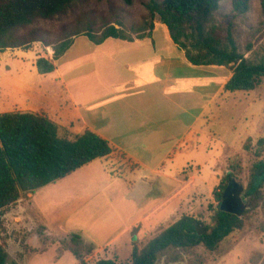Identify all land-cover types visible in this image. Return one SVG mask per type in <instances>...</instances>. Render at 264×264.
I'll use <instances>...</instances> for the list:
<instances>
[{"label": "rangeland", "instance_id": "374dc122", "mask_svg": "<svg viewBox=\"0 0 264 264\" xmlns=\"http://www.w3.org/2000/svg\"><path fill=\"white\" fill-rule=\"evenodd\" d=\"M148 1L130 0V3H127L125 0H82L72 4L64 15L48 21L34 22L32 26L22 30L20 35L26 34L31 29H39L45 33V39L54 44L65 37H73L76 32H84L87 27L98 35L108 26L114 25L119 29L117 24H120L129 31V28L142 25L146 21L155 24L152 33L155 50L161 54L174 52L175 48L165 27L158 23L157 19L149 21L146 18L148 13L144 4ZM231 1H222L217 21L223 29L230 27L235 44L246 58L254 59L256 54H264V14L261 12L259 0H250V9L245 15H236L232 11ZM129 35L134 37L136 34ZM134 44L138 43L109 39L101 45H95L83 36L77 37L66 54L55 62L56 71L48 75H39L35 62L39 58L50 59L53 55L51 47L34 43L26 50H6L0 53V114L30 112L47 115L44 110H48V107L51 110L56 109L58 104L64 105L65 101L70 104L71 98L76 103L84 105V108L87 107L88 102L102 99L106 94L104 88L110 87L104 79V66L107 61L114 60L117 58L116 55H125ZM140 46L142 51H150L152 48L150 41H144ZM199 70L191 67V76L198 75ZM208 72H223L222 74L225 75V70L220 68H211ZM193 92L198 91L193 90ZM38 93L43 102L38 106L41 108L40 111H37V107H30L32 104H37L34 97ZM158 98L162 99L160 96ZM193 101H190V123L200 110L193 107ZM181 104L187 106L188 102L184 101ZM169 131L174 137L164 140L162 133H158L152 140L153 154L143 157L153 160V163H156V159H164L163 164L157 167L159 174L175 178L185 175L194 177L195 184L189 185L188 192L173 202V205L181 201L183 204L175 209L172 219H167L168 221L158 230L170 226L182 215H199L204 222L209 221L207 206L213 201L212 190L219 184L226 170L227 160L232 155L239 157L242 168L235 179L236 200L242 211L249 210L242 230L232 234L217 251L213 253L197 251L194 256H188L181 264H251L250 260L254 257L257 260L258 255L261 256L258 262H262L264 260V186L261 188V197L254 206V199L248 197L246 192L253 160L243 150V144L246 140H250L251 146L257 149V142L264 140V85L251 92L221 91L216 101L207 108L206 117L198 120L182 142H178V138L182 135L181 132L178 133V128ZM60 135L69 139L74 137L65 129L61 130ZM147 173L144 168L135 170L137 177ZM204 183L211 186L207 188ZM132 184L133 181L128 179L117 181L105 192H109L111 188L127 192L131 190ZM177 188L176 181L160 177L151 187L153 190L151 198L142 204L144 213L148 205L161 201ZM42 192L36 191L32 199L27 195L5 209L0 243L8 255L6 264H79L69 252L61 253L58 239L42 238L41 215H45V209L48 208L46 202L44 208L42 207ZM103 198L105 204L110 199L108 193ZM49 203L48 210H57L52 202ZM112 208L119 210L118 217L122 219L117 218L115 214L110 215L108 210ZM124 210L125 207L117 202L109 203L108 207L96 214V217L102 215V227H96L89 233L96 239L105 241L116 229L122 228L125 221L131 219L130 215L126 216ZM50 219H53V216H50ZM73 220L75 217L68 221ZM155 234L156 232L151 236L145 233L137 243L142 246ZM67 239L68 237L60 240ZM87 247L89 246L86 245L80 250L86 264H95L98 260L109 258L117 264L130 263L131 259H125L123 250H119V253L114 247H108L100 252L93 251L87 254ZM119 258L122 261L118 260Z\"/></svg>", "mask_w": 264, "mask_h": 264}, {"label": "trees", "instance_id": "16d2710c", "mask_svg": "<svg viewBox=\"0 0 264 264\" xmlns=\"http://www.w3.org/2000/svg\"><path fill=\"white\" fill-rule=\"evenodd\" d=\"M82 0H0V53L6 50L28 49L34 43L51 47L52 57L39 58L35 67L39 75L55 71V62L62 58L72 46L74 39L87 38L95 45L108 39L126 42L153 40L154 25L144 21L142 25L127 29L117 24L108 26L96 35L90 27L84 32H76L73 37H65L51 44L45 33L31 29L26 34L20 32L38 20L48 21L64 15L74 3ZM130 3V0H125ZM223 0H149L144 4L149 21L158 20L167 31L177 53L194 68L225 70L230 76L224 85L225 92H251L264 85V54H256L254 59L241 53L230 33V27L223 29L217 15ZM232 11L245 15L250 9V0H232ZM264 14V0H259ZM136 35L130 36L129 34ZM249 51V50H248ZM223 73V72H222ZM61 128L47 115L30 112H7L0 114V232L3 230V213L27 195L66 178L94 160L110 156L113 149L109 143L85 130L69 139L60 135ZM257 149L250 140L243 144V150L253 160L250 167V180L247 195L254 199V206L261 197L264 186V140L257 142ZM240 159L232 155L227 160L225 172L219 184L212 190V203L207 210L209 221L202 217L182 215L177 221L161 228L139 246L132 243L129 264H181L197 251L213 253L232 234L242 230L249 210L240 216L227 213L221 205L222 194L231 180L241 172ZM253 201V200H252ZM136 228L132 236L136 235ZM42 238L47 236L42 232ZM58 239V238H56ZM59 240L61 253L69 252L79 264H86L80 254L86 243L75 233L67 240ZM87 254L95 249L88 245ZM252 258L251 264H264ZM8 255L0 243V264H6ZM16 264V263H13ZM95 264H117L110 259L98 260Z\"/></svg>", "mask_w": 264, "mask_h": 264}, {"label": "crops", "instance_id": "0c3cea01", "mask_svg": "<svg viewBox=\"0 0 264 264\" xmlns=\"http://www.w3.org/2000/svg\"><path fill=\"white\" fill-rule=\"evenodd\" d=\"M145 41H150V51H142L140 43L144 41H139L135 42L139 45L134 44L125 55H116L117 58L107 61L104 79L110 87L104 88L106 94L102 99L90 101L84 108V105L71 98L70 104L65 101L64 105L58 104L56 109L48 107V110H44L71 136L89 130L105 139L113 149L110 156L94 160L66 178L40 189L43 191L42 207L46 202V207L49 208V202H52L57 208H47L45 215H41L39 223L47 237L65 239L69 234L75 233L81 236L84 243L92 245L94 252L114 247L118 251H124L125 259H131L133 238L138 241L145 233L151 236L157 233L164 222L172 219L175 209L183 204L181 201L173 205V202L188 192L189 185L195 184L194 177L185 175L175 178L159 174L157 167L163 164L164 159H156V163H153V160L143 156L153 154L152 140L158 133H162L165 140L174 137L169 134L170 129L178 128V133H182L178 142H182L198 120L206 117L207 108L216 101L230 76L200 69L199 74L192 77L191 66L181 54H175L176 50L161 54L155 50L154 40ZM34 99L37 104L30 107L38 108L43 104L40 93ZM191 100H194L193 107L200 109L194 115L192 123L189 122ZM184 101L188 102L187 106L181 104ZM40 110L41 108L37 109ZM186 116L187 122L184 121ZM142 168L148 173L137 177L135 170ZM159 176L176 181L178 188L161 201L148 205L144 213L142 204L151 198V187L157 183ZM124 179L133 181L131 190L120 192L117 188H111L109 192H105L115 182ZM204 185L207 188L211 186L207 183ZM107 193L110 199L105 204L103 197ZM34 195H30L31 199ZM111 202L124 206L126 216L130 215L131 219L125 221V225L116 229L105 241L98 240L89 232L102 227V215L96 217V214ZM85 208L87 209L83 212ZM108 211L110 215L115 214L117 218H121L118 217V209ZM74 217L75 220L68 221ZM134 228L136 235L133 237ZM118 260L122 261L120 258Z\"/></svg>", "mask_w": 264, "mask_h": 264}, {"label": "water", "instance_id": "95a60500", "mask_svg": "<svg viewBox=\"0 0 264 264\" xmlns=\"http://www.w3.org/2000/svg\"><path fill=\"white\" fill-rule=\"evenodd\" d=\"M236 189L237 183L235 180H231L222 194L221 205L227 213L240 216L242 210L239 207V202L236 200ZM133 240L135 241L136 238L134 237Z\"/></svg>", "mask_w": 264, "mask_h": 264}]
</instances>
